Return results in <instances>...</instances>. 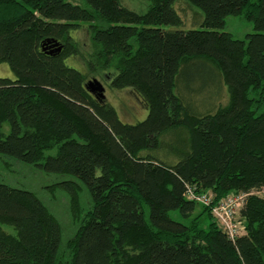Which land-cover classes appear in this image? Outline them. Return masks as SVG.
<instances>
[{
  "label": "trees",
  "instance_id": "trees-1",
  "mask_svg": "<svg viewBox=\"0 0 264 264\" xmlns=\"http://www.w3.org/2000/svg\"><path fill=\"white\" fill-rule=\"evenodd\" d=\"M177 1L149 0L139 14L118 0H0V63L13 73L0 77V156L76 179L56 184L70 199L69 238L35 192L0 182V264H264V0H186L203 12L193 29L181 28ZM229 15L254 32L221 31ZM81 23L87 71L132 90L145 119L122 121L86 89L87 73L65 63L81 57L71 35ZM202 64L218 71L224 104L220 87L216 103L184 97L187 70ZM170 135L168 162L156 151ZM232 195L244 196L234 239L211 212Z\"/></svg>",
  "mask_w": 264,
  "mask_h": 264
},
{
  "label": "rangeland",
  "instance_id": "rangeland-1",
  "mask_svg": "<svg viewBox=\"0 0 264 264\" xmlns=\"http://www.w3.org/2000/svg\"><path fill=\"white\" fill-rule=\"evenodd\" d=\"M74 4L85 5L84 0H68ZM120 5L132 10L136 13H145L149 7V0H118ZM175 9L183 20L182 29L200 28L203 21V12L196 6L188 3L186 0H179L175 3ZM174 29V27L170 28ZM221 31L229 32L234 37L243 39L246 34L254 32L253 24L246 21L240 15H229L225 19L224 28ZM80 47L81 57L70 56L65 59V63L81 72L87 73V79L96 78L104 86L105 100L109 102L117 111L119 118L126 123H136L145 119L148 110L142 101L130 89H112L108 85L111 73L105 72L101 74H93L87 71L83 57L88 58L92 51L89 33L87 31V24L81 23L78 29L71 32ZM218 71L212 64L199 65L197 67L189 68L186 72L185 82L181 85L185 88L183 91L184 97L190 102L202 103L207 96H210V104L215 101V95L218 94L220 82L216 79ZM193 75V76H192ZM195 78H192V77ZM0 77L13 78V73L6 62L0 63ZM191 77V78H190ZM87 80V81H88ZM186 85V86H184ZM226 87L221 84L219 98L221 104H224L228 98ZM223 89V91H222ZM222 92V93H221ZM226 100H224V99ZM224 102V103H223ZM4 133H7L9 126L4 123L2 126ZM170 140L168 143H174L173 136H168ZM167 137V138H168ZM168 145L159 151L156 155L168 162L173 161L175 157L170 153L172 146ZM56 149L46 151V155H54ZM69 179L76 181L75 178L69 175L47 174L33 166L26 165L8 156H0V182L7 183L14 187H21L35 192L39 198L48 206L51 212L59 220L63 227L64 237L69 238L75 231L76 224L72 219L70 210L69 195L61 188L56 186L60 180ZM264 192V190H263ZM79 200L82 207H85L89 202V195L86 188L80 184L78 190ZM147 212V207L144 206ZM197 213V211H196ZM174 219H180L177 212H170ZM2 227L9 233L15 234V229L9 225H2Z\"/></svg>",
  "mask_w": 264,
  "mask_h": 264
},
{
  "label": "built area",
  "instance_id": "built-area-1",
  "mask_svg": "<svg viewBox=\"0 0 264 264\" xmlns=\"http://www.w3.org/2000/svg\"><path fill=\"white\" fill-rule=\"evenodd\" d=\"M187 197L203 205H209L211 202V195L209 193L196 194L192 188H188ZM243 197V195L229 196L213 205L211 209L213 217L231 239H234L242 231L236 214L243 201Z\"/></svg>",
  "mask_w": 264,
  "mask_h": 264
},
{
  "label": "water",
  "instance_id": "water-1",
  "mask_svg": "<svg viewBox=\"0 0 264 264\" xmlns=\"http://www.w3.org/2000/svg\"><path fill=\"white\" fill-rule=\"evenodd\" d=\"M52 46L55 47L56 51H59L61 49L57 42H54ZM85 87L96 98L105 99L104 86L96 78L88 80L85 84Z\"/></svg>",
  "mask_w": 264,
  "mask_h": 264
},
{
  "label": "bare ground",
  "instance_id": "bare-ground-1",
  "mask_svg": "<svg viewBox=\"0 0 264 264\" xmlns=\"http://www.w3.org/2000/svg\"><path fill=\"white\" fill-rule=\"evenodd\" d=\"M196 192V191H195Z\"/></svg>",
  "mask_w": 264,
  "mask_h": 264
}]
</instances>
